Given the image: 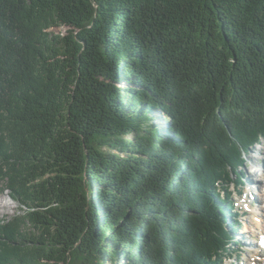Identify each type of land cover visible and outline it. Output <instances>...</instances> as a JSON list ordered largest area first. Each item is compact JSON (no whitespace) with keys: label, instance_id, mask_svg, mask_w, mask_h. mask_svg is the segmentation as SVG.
Instances as JSON below:
<instances>
[{"label":"trees","instance_id":"obj_1","mask_svg":"<svg viewBox=\"0 0 264 264\" xmlns=\"http://www.w3.org/2000/svg\"><path fill=\"white\" fill-rule=\"evenodd\" d=\"M262 139L264 0H0V264H225Z\"/></svg>","mask_w":264,"mask_h":264},{"label":"rangeland","instance_id":"obj_2","mask_svg":"<svg viewBox=\"0 0 264 264\" xmlns=\"http://www.w3.org/2000/svg\"><path fill=\"white\" fill-rule=\"evenodd\" d=\"M65 28L56 29L57 32H65ZM264 139L252 146L245 154V165L240 169V173L245 177L246 183L243 186L232 188L234 192L235 206L232 209V219L240 221L241 228L234 234L236 247H231L227 255L225 264H251L254 252L260 254L256 264H264V198L263 194L264 178L259 177V171H263L259 163L264 164ZM263 150V151H262ZM256 179L259 183H255ZM0 183V221H6L20 213L16 203L11 200L7 191H2ZM1 223V222H0ZM256 241V242H255Z\"/></svg>","mask_w":264,"mask_h":264},{"label":"bare ground","instance_id":"obj_3","mask_svg":"<svg viewBox=\"0 0 264 264\" xmlns=\"http://www.w3.org/2000/svg\"><path fill=\"white\" fill-rule=\"evenodd\" d=\"M264 150V149H263ZM262 150V151H263ZM259 163L260 164H258V165H260L262 168H264V164H263V162L260 160L259 161ZM259 173H260V176L259 177H263L264 178V170L261 172V171H259ZM254 181H255V183L257 184V183H259L256 179H254ZM261 198L263 197L264 198V188H263V194L260 196ZM4 203V202H3ZM3 203L1 202L0 203V206H3ZM262 210H264V207H262L261 208ZM262 231L264 232V228H262ZM256 242V241H255ZM259 256H260V254H259V252L257 251V250H255V252H254V258H253V260H251L250 262H251V264H256L259 260Z\"/></svg>","mask_w":264,"mask_h":264}]
</instances>
